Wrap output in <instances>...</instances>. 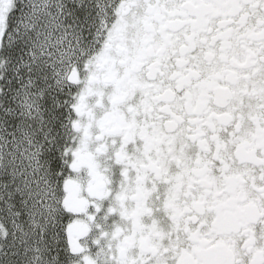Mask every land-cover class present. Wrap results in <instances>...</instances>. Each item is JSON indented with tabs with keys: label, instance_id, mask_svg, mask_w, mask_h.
I'll return each instance as SVG.
<instances>
[{
	"label": "snow or ice",
	"instance_id": "snow-or-ice-1",
	"mask_svg": "<svg viewBox=\"0 0 264 264\" xmlns=\"http://www.w3.org/2000/svg\"><path fill=\"white\" fill-rule=\"evenodd\" d=\"M0 264H264V0H0Z\"/></svg>",
	"mask_w": 264,
	"mask_h": 264
}]
</instances>
